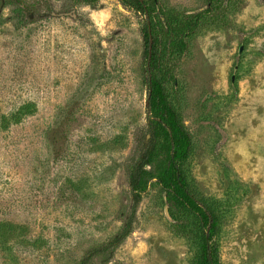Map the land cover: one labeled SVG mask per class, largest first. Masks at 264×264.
Listing matches in <instances>:
<instances>
[{
    "label": "rangeland",
    "instance_id": "374dc122",
    "mask_svg": "<svg viewBox=\"0 0 264 264\" xmlns=\"http://www.w3.org/2000/svg\"><path fill=\"white\" fill-rule=\"evenodd\" d=\"M27 1L40 6L26 25L0 9V223L20 228L0 239V264H78L130 205L149 19L119 0ZM154 1L155 14H203L157 75L191 137L193 190L219 202L220 264H264V0ZM193 252L151 179L108 264H190Z\"/></svg>",
    "mask_w": 264,
    "mask_h": 264
},
{
    "label": "trees",
    "instance_id": "16d2710c",
    "mask_svg": "<svg viewBox=\"0 0 264 264\" xmlns=\"http://www.w3.org/2000/svg\"><path fill=\"white\" fill-rule=\"evenodd\" d=\"M83 1L91 3V0ZM212 1L216 0H209V3ZM119 2L149 19L152 49L147 72L148 137L145 136L139 148V155L127 169L130 205L122 217L120 230L108 242L91 248L78 264H92L95 260H99V264L110 262L114 250L133 230L137 206L146 191V183L151 179L155 180L163 195L172 231L184 238L194 250L190 264H220L215 243L219 233V202L201 199L193 190L185 168L191 153V137L168 100L163 79L157 75L169 48L177 49L179 53L184 52L187 40L191 38L203 14L199 13L194 18L174 19L164 15L161 10L155 14L154 0L152 7L146 6V0ZM39 6L40 4L27 0H0V9L11 7L14 18L23 25L33 21ZM30 10L32 14H28ZM164 30L166 39L161 36ZM145 36L144 53L147 61V31ZM19 229L18 226L0 223V239L14 235Z\"/></svg>",
    "mask_w": 264,
    "mask_h": 264
},
{
    "label": "water",
    "instance_id": "95a60500",
    "mask_svg": "<svg viewBox=\"0 0 264 264\" xmlns=\"http://www.w3.org/2000/svg\"><path fill=\"white\" fill-rule=\"evenodd\" d=\"M147 34H148V52H147V63H146V68L147 71H149V62H150V58H151V49H152V36H151V30L149 25L147 26ZM241 51V49L239 50V52ZM233 81V78H232ZM147 106V101L145 102V107Z\"/></svg>",
    "mask_w": 264,
    "mask_h": 264
}]
</instances>
